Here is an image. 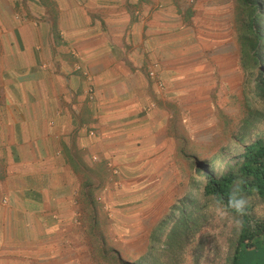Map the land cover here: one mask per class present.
I'll return each instance as SVG.
<instances>
[{"label": "crops", "instance_id": "0c3cea01", "mask_svg": "<svg viewBox=\"0 0 264 264\" xmlns=\"http://www.w3.org/2000/svg\"><path fill=\"white\" fill-rule=\"evenodd\" d=\"M222 6L0 0V247L62 250L116 192L109 167L134 181L152 121L147 72L164 69L167 46Z\"/></svg>", "mask_w": 264, "mask_h": 264}, {"label": "rangeland", "instance_id": "374dc122", "mask_svg": "<svg viewBox=\"0 0 264 264\" xmlns=\"http://www.w3.org/2000/svg\"><path fill=\"white\" fill-rule=\"evenodd\" d=\"M255 2L264 10V0ZM221 9L219 19L192 24L179 44L167 46L164 69L149 70L163 89L147 77L152 121L134 181L109 167L106 184L117 190L88 213L81 235L62 250L16 245L9 254L0 247V264H231L240 229L216 217L215 199L203 195V172L227 174L248 145L264 140V42L260 56L252 52L264 24L253 23L247 0H223ZM245 197L250 218L264 221V202ZM248 257L240 264H264Z\"/></svg>", "mask_w": 264, "mask_h": 264}, {"label": "trees", "instance_id": "16d2710c", "mask_svg": "<svg viewBox=\"0 0 264 264\" xmlns=\"http://www.w3.org/2000/svg\"><path fill=\"white\" fill-rule=\"evenodd\" d=\"M247 1L251 9L254 10L253 23L263 25V8L255 0ZM263 42L264 31L257 29L254 33V43L252 46L253 55L256 54V57L260 56ZM260 75L264 79V72H261ZM203 174L206 180L203 188L204 196L214 198L215 200L222 199L224 204H226L235 182L239 180L242 181V195H255L264 202V140L258 139L243 150L242 161L236 169L229 171L221 177H216L207 170ZM249 209L247 208L246 214L243 217H239L243 221V226L239 230L236 249L231 258V264H240L242 256L245 253H249L247 252L248 249L255 251V253H249V262L264 259V254L261 257V253L259 252L264 251V221L263 219L254 220L250 218L248 214ZM232 214L235 215L234 212Z\"/></svg>", "mask_w": 264, "mask_h": 264}, {"label": "clouds", "instance_id": "9594fccd", "mask_svg": "<svg viewBox=\"0 0 264 264\" xmlns=\"http://www.w3.org/2000/svg\"><path fill=\"white\" fill-rule=\"evenodd\" d=\"M242 181H236L229 196L227 203L224 204L222 199H216L213 203L216 217L218 220L226 221L229 225H234L237 229L242 228L243 221L239 217L246 214L250 201L241 194ZM235 215H232V213ZM215 235V233H212ZM223 251L226 253L227 248Z\"/></svg>", "mask_w": 264, "mask_h": 264}, {"label": "built area", "instance_id": "2783aa9c", "mask_svg": "<svg viewBox=\"0 0 264 264\" xmlns=\"http://www.w3.org/2000/svg\"><path fill=\"white\" fill-rule=\"evenodd\" d=\"M148 76L151 79L155 80L158 89H160V90L163 89V83H162L161 79L158 78L157 73L155 71H153V70L149 71Z\"/></svg>", "mask_w": 264, "mask_h": 264}]
</instances>
